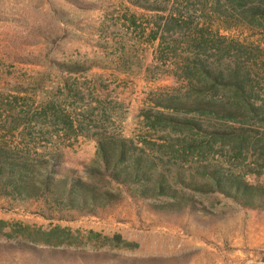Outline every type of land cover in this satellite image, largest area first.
<instances>
[{"label": "rangeland", "instance_id": "obj_1", "mask_svg": "<svg viewBox=\"0 0 264 264\" xmlns=\"http://www.w3.org/2000/svg\"><path fill=\"white\" fill-rule=\"evenodd\" d=\"M209 1L0 0V150L29 165L22 198L0 180V264H264V209L178 182L220 170L264 190V123L196 107H240L204 70L237 71L264 114V19ZM101 132L177 197L90 177Z\"/></svg>", "mask_w": 264, "mask_h": 264}, {"label": "trees", "instance_id": "obj_2", "mask_svg": "<svg viewBox=\"0 0 264 264\" xmlns=\"http://www.w3.org/2000/svg\"><path fill=\"white\" fill-rule=\"evenodd\" d=\"M195 1L198 4L204 5L203 0ZM169 2L170 0H154V4L143 2L140 4V7L147 11L163 13L166 12V6L164 7V4H168ZM208 2L210 1L208 0ZM159 3L163 4V6ZM222 4L223 6L229 7V9L234 12H238L239 8H247L255 14V16L264 19V0H215L212 5L215 15L220 12ZM202 12L206 15L205 9L202 10ZM172 20L177 21L178 19L173 17ZM184 25H187V23ZM170 26V23L165 25L167 31H170ZM187 27L188 25L186 28ZM64 67L68 68V66ZM68 69H70L69 71L73 73L79 71V68ZM204 71L212 83L216 85H230L242 92V101L240 106L242 109L240 107H231V109L227 106H215L213 103L206 104L202 102L196 104L197 108L204 111L208 110L210 112L221 113L228 118H236L242 110H245L250 113L252 117L264 123L262 108H256L251 101V96L245 92L248 81L250 80L248 77L241 76L237 71H234V74L230 75H218L209 70ZM162 119L171 120L165 117ZM223 134L224 133L221 131L216 133L217 136ZM94 138L97 143V161L96 165L89 168L90 177L108 176L119 185L129 188V190L139 188L137 190V195L138 197L144 199H154L161 196L177 197V191L169 184L165 175H161L159 177L154 176L152 166L147 165L144 159L138 155V148L132 140L123 137H116L115 135H110L106 132L97 133ZM28 170V163L9 157V154L0 150V180L4 181L12 188L9 192L11 197L13 196L15 199L23 197L18 193L21 192L20 186L25 184V179L28 176ZM207 176V179L203 182L194 181L188 184H185V180L179 176L178 182L201 193L219 192L245 208L264 209V190L251 186L246 181L238 177L225 175L220 170L209 172ZM91 201L94 205L98 204L96 196H92ZM191 202L192 198H187L184 206L182 205V207H188L191 205ZM84 203H87V200H85ZM175 204L177 203L169 204L174 211ZM178 207H180L179 204ZM117 238L120 239L119 237Z\"/></svg>", "mask_w": 264, "mask_h": 264}]
</instances>
